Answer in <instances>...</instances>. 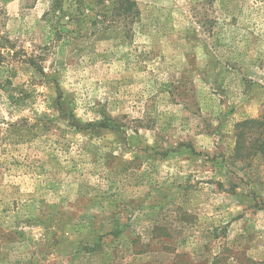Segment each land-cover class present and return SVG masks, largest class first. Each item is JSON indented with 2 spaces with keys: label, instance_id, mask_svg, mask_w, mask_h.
<instances>
[{
  "label": "rangeland",
  "instance_id": "1",
  "mask_svg": "<svg viewBox=\"0 0 264 264\" xmlns=\"http://www.w3.org/2000/svg\"><path fill=\"white\" fill-rule=\"evenodd\" d=\"M49 2L0 0V36L43 45ZM135 2L11 62L0 264H264V0Z\"/></svg>",
  "mask_w": 264,
  "mask_h": 264
},
{
  "label": "trees",
  "instance_id": "2",
  "mask_svg": "<svg viewBox=\"0 0 264 264\" xmlns=\"http://www.w3.org/2000/svg\"><path fill=\"white\" fill-rule=\"evenodd\" d=\"M137 16L135 0H50L40 18L48 25L43 45H36L31 40L32 49L28 53L23 46L16 50V41L9 36H0V49L5 52L0 51V89L11 82L9 70L13 60L21 59L22 63L43 74L41 65L49 50L56 51L116 25L128 31ZM261 147L263 149L264 144Z\"/></svg>",
  "mask_w": 264,
  "mask_h": 264
}]
</instances>
